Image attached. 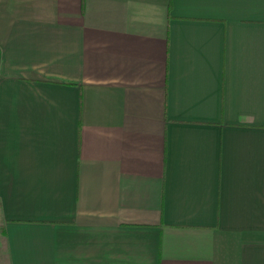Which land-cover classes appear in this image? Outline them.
<instances>
[{
    "label": "crops",
    "instance_id": "1",
    "mask_svg": "<svg viewBox=\"0 0 264 264\" xmlns=\"http://www.w3.org/2000/svg\"><path fill=\"white\" fill-rule=\"evenodd\" d=\"M0 226V264H264V0H0Z\"/></svg>",
    "mask_w": 264,
    "mask_h": 264
},
{
    "label": "rangeland",
    "instance_id": "2",
    "mask_svg": "<svg viewBox=\"0 0 264 264\" xmlns=\"http://www.w3.org/2000/svg\"><path fill=\"white\" fill-rule=\"evenodd\" d=\"M1 228L2 227L0 226V231H1ZM3 247H4V245H3V243L1 242V239H0V252H2V253L4 252L3 251ZM3 262H4V260H3ZM0 263H1V260H0Z\"/></svg>",
    "mask_w": 264,
    "mask_h": 264
}]
</instances>
